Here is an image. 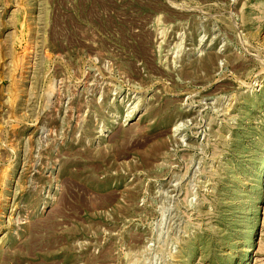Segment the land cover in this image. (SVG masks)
<instances>
[{"label":"rangeland","instance_id":"1","mask_svg":"<svg viewBox=\"0 0 264 264\" xmlns=\"http://www.w3.org/2000/svg\"><path fill=\"white\" fill-rule=\"evenodd\" d=\"M0 264H264V0H0Z\"/></svg>","mask_w":264,"mask_h":264}]
</instances>
